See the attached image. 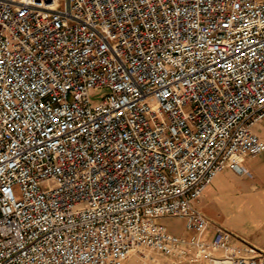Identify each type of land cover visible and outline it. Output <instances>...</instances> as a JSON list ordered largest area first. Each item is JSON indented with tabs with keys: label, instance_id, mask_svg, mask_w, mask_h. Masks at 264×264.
<instances>
[{
	"label": "built area",
	"instance_id": "obj_1",
	"mask_svg": "<svg viewBox=\"0 0 264 264\" xmlns=\"http://www.w3.org/2000/svg\"><path fill=\"white\" fill-rule=\"evenodd\" d=\"M257 124L264 0H0V264H264L197 207Z\"/></svg>",
	"mask_w": 264,
	"mask_h": 264
},
{
	"label": "crops",
	"instance_id": "obj_2",
	"mask_svg": "<svg viewBox=\"0 0 264 264\" xmlns=\"http://www.w3.org/2000/svg\"><path fill=\"white\" fill-rule=\"evenodd\" d=\"M238 167L224 168L219 172L197 204L208 222L203 238L210 239L217 229L226 230L231 234L229 244L235 252L264 258V151L255 156L243 157ZM159 221L181 238L190 236L182 218L163 217ZM137 252H131L121 264L132 259L131 255ZM138 253L149 259L152 253L161 255L162 264H169L173 259L149 248ZM194 264L207 263L201 261Z\"/></svg>",
	"mask_w": 264,
	"mask_h": 264
},
{
	"label": "rangeland",
	"instance_id": "obj_3",
	"mask_svg": "<svg viewBox=\"0 0 264 264\" xmlns=\"http://www.w3.org/2000/svg\"><path fill=\"white\" fill-rule=\"evenodd\" d=\"M106 91L104 89H97V90H93L91 92V99L92 102H97L99 100H101V98L103 97L104 93ZM254 130L260 135L264 137V129L260 126V125H255ZM135 255H131L133 256L132 259H128L124 264H162L161 259L163 258V256L152 253L153 255L151 259L149 258H143L141 257L140 253H134Z\"/></svg>",
	"mask_w": 264,
	"mask_h": 264
}]
</instances>
